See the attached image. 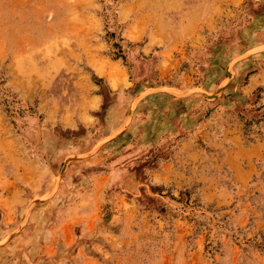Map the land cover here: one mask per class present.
<instances>
[{"label": "rangeland", "instance_id": "rangeland-1", "mask_svg": "<svg viewBox=\"0 0 264 264\" xmlns=\"http://www.w3.org/2000/svg\"><path fill=\"white\" fill-rule=\"evenodd\" d=\"M0 264H264V0H0Z\"/></svg>", "mask_w": 264, "mask_h": 264}]
</instances>
